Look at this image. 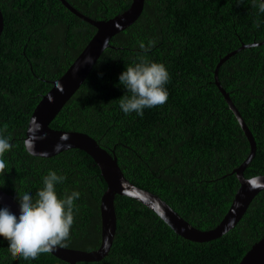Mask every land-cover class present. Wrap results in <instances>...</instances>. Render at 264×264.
<instances>
[{
    "label": "trees",
    "instance_id": "16d2710c",
    "mask_svg": "<svg viewBox=\"0 0 264 264\" xmlns=\"http://www.w3.org/2000/svg\"><path fill=\"white\" fill-rule=\"evenodd\" d=\"M93 20H109L131 0H66ZM252 0H144L138 19L115 34L109 47L52 120L65 132H82L114 154L124 177L158 196L193 227L215 228L238 188L230 174L248 156L249 142L214 84L218 61L228 53L264 41V23ZM0 134L12 138L0 174V190L16 197L42 187L48 169L66 175L59 194L78 189V211L67 247L97 250L101 244L100 200L107 188L99 167L78 149L43 158L24 145L29 118L95 34L59 0H0ZM155 40L149 59L163 62L171 75L166 104L125 115L119 74L138 53L139 42ZM256 143L245 178L264 175V43L239 50L218 70ZM128 94V93H125ZM116 230L108 254L76 264H238L264 237V190L238 223L212 241L185 240L140 202L116 195ZM0 233V264H68L50 253L25 260L13 255Z\"/></svg>",
    "mask_w": 264,
    "mask_h": 264
},
{
    "label": "water",
    "instance_id": "95a60500",
    "mask_svg": "<svg viewBox=\"0 0 264 264\" xmlns=\"http://www.w3.org/2000/svg\"><path fill=\"white\" fill-rule=\"evenodd\" d=\"M59 1L72 14L90 24L96 30L95 34L74 62L59 79L53 82L52 88L48 91V93L42 96L38 104L35 106L27 124L24 142L29 137V125L32 117L35 116L42 125L40 131L47 133V135L43 139H37L35 141V151L34 153H31V155L48 158L69 149L81 150L90 156L99 167L107 188L102 194L100 200L101 244L99 248L94 251L86 252L57 246L56 250L50 254L59 260L67 262L68 264H76L78 262H97L105 257L112 246L116 230V213L114 208L116 195L127 196L140 202L142 205L154 212L167 226H169V228L174 231L175 234L185 240L203 243L220 238L238 223L249 207L251 201L259 192L264 190V187L250 190L249 184L245 181L246 178L244 177V170L254 157L256 143L252 133L246 126L228 93H226L220 85L218 81V70L230 56L234 55L239 50L251 46H259L263 44L264 41L252 43L250 45L243 44L240 48L221 58L213 71L214 84L222 94L228 108L235 116L239 126L246 136L249 142L250 152L246 159L230 173L236 176L239 185L226 214L215 228L202 231L190 225L158 196L130 183L122 174L114 154H110L109 151L101 148L92 137L82 132H65L51 128L50 124L52 120L85 81L95 62L104 50L109 47V44L106 47H103L104 40L108 39L110 42L111 38L115 34L132 25L141 15L144 7V0H131L129 7L121 14L116 15L109 20H93L78 12L66 0ZM2 28L3 16L0 11V34L2 32ZM88 55L93 56V62L84 64V57ZM58 84L62 85V92L57 89ZM49 93L54 97L52 102H49L48 100ZM64 135L68 136L67 140L62 139V136ZM41 153H47L48 155L46 157L41 156ZM255 177H260L264 180V175H258ZM247 179L250 180L251 178ZM2 202H7L14 210H19V204L16 203L10 195L0 190V203ZM238 264H264V237L252 245Z\"/></svg>",
    "mask_w": 264,
    "mask_h": 264
},
{
    "label": "clouds",
    "instance_id": "9594fccd",
    "mask_svg": "<svg viewBox=\"0 0 264 264\" xmlns=\"http://www.w3.org/2000/svg\"><path fill=\"white\" fill-rule=\"evenodd\" d=\"M246 0H238V3ZM258 14H264V0H252ZM264 23L259 18L255 27L259 28ZM119 26V25H117ZM109 44L105 39L103 47ZM155 40L147 43L140 41L136 60L129 64L118 76V85L125 89V94L119 98L120 110L125 115L135 113L139 117L144 116L145 109L164 105L169 99V90L166 85L171 80L170 72L163 62L149 59L148 53L155 46ZM93 56L84 57V64L92 63ZM59 91H63L61 84L57 85ZM49 102L54 97L49 93ZM42 125L35 116L29 125V137L25 140V147L29 153L35 151V141L43 139L47 133L41 132ZM39 133V135H38ZM67 140L68 136H62ZM12 138L0 134V174H5L8 168L5 154L13 148ZM47 156V153H41ZM66 175L58 170L48 169L42 177V187L36 190H24L16 195L19 201V210H14L9 203H0V233L9 241V248L13 255L23 257L25 260L36 259L42 253H52L57 246L67 247L71 229L75 222V214L78 211L76 201L81 197L78 189L65 192L63 195L57 191V186L65 182ZM251 189L264 187V180L253 177L245 180Z\"/></svg>",
    "mask_w": 264,
    "mask_h": 264
}]
</instances>
